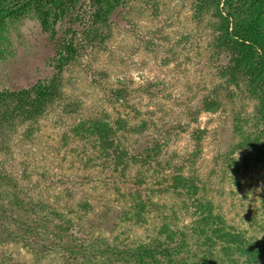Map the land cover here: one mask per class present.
I'll list each match as a JSON object with an SVG mask.
<instances>
[{"label":"trees","instance_id":"trees-1","mask_svg":"<svg viewBox=\"0 0 264 264\" xmlns=\"http://www.w3.org/2000/svg\"><path fill=\"white\" fill-rule=\"evenodd\" d=\"M81 1L0 0V42L9 22L26 17L53 35ZM121 1L91 0L94 25L105 27ZM198 1L199 16L212 31L206 60L216 80L189 90L196 93L183 104L172 97L171 115L131 116L137 113L132 88L121 81L101 85L109 112L63 132L64 147L74 145L65 173L32 168L28 156L14 168V149L22 153L15 141L34 137L35 125L62 97L64 70L85 57L83 46L63 38L48 78L0 90V247L20 248L35 264H264V235H249L227 219L205 195L208 176L195 168L208 133L200 114L219 112L238 93L253 103L259 126L253 137L240 133L234 148L264 152V0ZM89 74L96 78L93 70ZM143 93L153 98L150 85ZM233 130L241 132L239 122ZM179 142L182 150H173ZM230 154L220 165L224 171L234 167Z\"/></svg>","mask_w":264,"mask_h":264},{"label":"rangeland","instance_id":"rangeland-1","mask_svg":"<svg viewBox=\"0 0 264 264\" xmlns=\"http://www.w3.org/2000/svg\"><path fill=\"white\" fill-rule=\"evenodd\" d=\"M199 6L198 0H123L108 16L105 27L100 28V24L94 25L96 6L91 0H82L62 16L53 35L45 33L30 17L9 22L0 42V90L28 88L48 78L56 46L63 38L82 45L80 56H85L79 64L64 70L62 97L35 125L34 137L26 142L15 141L22 146V153L14 149V168L19 169V162L28 156L32 168L59 172L61 167L65 173L71 167L69 153L74 145L64 147L63 132L81 120L109 112L101 85L121 81L132 88L131 104L137 113L131 116L160 111L171 115L176 110L173 98L176 102L182 99L183 104L186 97L190 98L191 89L216 80L215 66L206 60L211 52L212 31L199 16ZM93 41L100 46L91 47ZM90 70L96 73L95 79ZM148 85L154 92L151 100L143 93ZM67 105L75 111L67 113ZM252 112L253 103L238 93L219 112L200 114L198 121L208 133L195 168L200 175L208 176L205 195L222 214L249 235L260 232L263 236L264 152H257L255 147L234 148L241 141L240 133L251 137L257 133L259 125ZM238 122L241 132L235 133ZM183 147L184 142H179L173 150ZM228 153H232L234 167L228 171L225 166L224 171L220 165ZM88 220L96 224L95 218L89 216ZM31 259L20 248L0 247L4 264H35ZM55 263L50 259L41 264Z\"/></svg>","mask_w":264,"mask_h":264}]
</instances>
